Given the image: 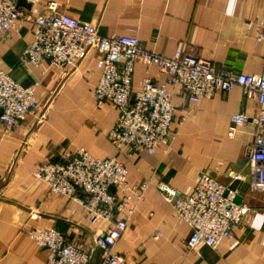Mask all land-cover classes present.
<instances>
[{
    "label": "crops",
    "instance_id": "1",
    "mask_svg": "<svg viewBox=\"0 0 264 264\" xmlns=\"http://www.w3.org/2000/svg\"><path fill=\"white\" fill-rule=\"evenodd\" d=\"M49 1L27 0L29 6H21L38 15ZM57 1L73 18L99 24L102 34L137 36L149 50L168 56L183 50L235 72L259 74L264 68V41L258 39L264 0ZM34 30V24L26 23L20 33L0 32V66L25 85L37 81L36 98L44 107L40 119L29 114L9 132L0 126V264H45L48 249L28 232L52 227L83 245L99 262L100 249L94 240L108 223L91 222L80 202L52 192L34 171L65 148L84 147L98 158L118 155L108 134L119 111L97 99L95 52L75 69L47 61L40 66L22 64L19 56L33 40ZM148 74L160 84L167 80L159 66L152 64L148 71L140 62L133 76L134 91L142 88ZM169 90L176 105L172 137L155 153L142 150L126 160L130 185L153 183L137 204L116 251L125 254L124 264H264V193L249 187L239 191L252 210L234 227L235 237L218 249L201 245L189 252L191 227L157 187L164 182L188 193L201 173L229 182L240 173L234 166L244 170L246 165L239 160L246 157V147L254 139L257 101L246 97L240 86L218 90L198 103L180 85L170 84ZM237 113L250 118L230 136L231 119ZM36 208L41 216L34 219L31 212Z\"/></svg>",
    "mask_w": 264,
    "mask_h": 264
},
{
    "label": "built area",
    "instance_id": "2",
    "mask_svg": "<svg viewBox=\"0 0 264 264\" xmlns=\"http://www.w3.org/2000/svg\"><path fill=\"white\" fill-rule=\"evenodd\" d=\"M45 8L33 15L19 0H0V32L20 33L26 23L35 26L34 38L20 54L19 61L36 66L47 61L51 66L75 69L95 52L99 72L97 99L112 103L119 111L108 134L118 155L98 158L84 147L65 148L46 158L34 171L52 192L64 193L80 202L91 222L108 223L94 240L100 249L99 262L93 260L88 249L70 241L58 228L30 230L31 238L48 249L45 264H124L126 256L117 252L116 247L137 204L153 183L146 180L130 185L126 160L131 161L142 150L155 153L172 137L176 105L172 102L170 84L180 85L196 103L218 90L229 91L235 86L257 101L258 112L252 118L256 131L246 147V157L250 165L249 188L264 193V68L259 74L220 69L210 60L183 50L168 56L145 48L137 36L102 34L99 24L73 18L60 9L57 0L49 1ZM258 39L264 41V25ZM140 62L148 71L152 64L159 66L167 74L166 82L160 84L148 74L142 88L134 91L133 76ZM37 84L36 81L25 85L0 66V126L4 132L20 125L29 114L34 113L40 119L44 107L36 98ZM249 118L245 113L234 114L228 134L234 136ZM242 176L239 173L233 177ZM157 187L176 215L191 227L186 242L189 252L201 245L218 249L235 237L234 227L252 210L246 201L235 200L238 189L206 173H201L188 193L164 182ZM40 216L38 208L32 210V218Z\"/></svg>",
    "mask_w": 264,
    "mask_h": 264
},
{
    "label": "water",
    "instance_id": "3",
    "mask_svg": "<svg viewBox=\"0 0 264 264\" xmlns=\"http://www.w3.org/2000/svg\"><path fill=\"white\" fill-rule=\"evenodd\" d=\"M19 4L20 5L29 6V3L27 2V0H19ZM240 163L246 165V167H245L244 170L242 168L238 167V166H236V167L234 166L233 168L236 171L240 172L245 177L244 180L232 176L231 178H229L230 179L229 184H230V187L231 188L238 189L239 191L244 192L249 187V182H250V174H249L250 173V165L247 162V157L243 158L242 160H239V164ZM241 192H239L236 195L235 200L237 202H241L243 200V197L244 196H243V194Z\"/></svg>",
    "mask_w": 264,
    "mask_h": 264
},
{
    "label": "rangeland",
    "instance_id": "4",
    "mask_svg": "<svg viewBox=\"0 0 264 264\" xmlns=\"http://www.w3.org/2000/svg\"><path fill=\"white\" fill-rule=\"evenodd\" d=\"M221 182L229 183L228 180L219 179Z\"/></svg>",
    "mask_w": 264,
    "mask_h": 264
}]
</instances>
